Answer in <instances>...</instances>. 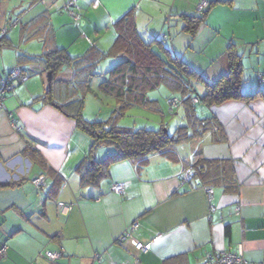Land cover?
Segmentation results:
<instances>
[{
	"label": "crops",
	"instance_id": "0c3cea01",
	"mask_svg": "<svg viewBox=\"0 0 264 264\" xmlns=\"http://www.w3.org/2000/svg\"><path fill=\"white\" fill-rule=\"evenodd\" d=\"M200 1L77 0L80 20L76 21L64 10L63 0H43L46 7L39 13L50 10L55 44L81 55L93 44L107 51L118 34L116 22L135 9L146 40L165 37L174 53L200 71V62L187 60L191 59L185 55L190 53L188 45L180 54L187 41L180 15L197 14ZM230 1L221 4L234 13H218L220 3L216 4L197 36L208 35L210 27L216 39H240L245 45L243 55L249 50L264 59V0ZM27 6V0H0V77L20 65L21 54L45 50L43 38L23 36L22 24L38 15L27 14L33 7ZM227 23L240 24V29L226 33ZM104 61L107 70L102 73L115 58ZM23 65L29 78L13 81L6 107L0 109V184H7L0 186V264H51L45 255L49 250L62 252L61 264H166L176 256L183 257V264H200L207 255L224 250L249 264H264L263 95L211 106L200 102L201 113H197L219 120L223 140L206 132L179 144L175 158L154 153L146 164L130 159L114 162L100 183L84 184L78 167L92 139L74 119L45 102L48 73L44 67L33 62ZM221 65L212 75L205 70L204 77L214 81L227 72L224 59ZM257 65V78L243 77L246 93L264 92V60ZM72 77L69 67L58 75L59 80ZM178 95L170 90L167 97ZM179 108L187 124L184 106ZM111 151L102 147L96 157ZM198 153L208 159H230L233 183L204 184L198 177L184 182ZM37 178L44 182L36 184ZM119 183L125 185L123 193L113 190ZM134 222L138 228L132 237L120 240ZM136 240L150 243V249L142 252Z\"/></svg>",
	"mask_w": 264,
	"mask_h": 264
},
{
	"label": "trees",
	"instance_id": "16d2710c",
	"mask_svg": "<svg viewBox=\"0 0 264 264\" xmlns=\"http://www.w3.org/2000/svg\"><path fill=\"white\" fill-rule=\"evenodd\" d=\"M27 1L28 9L43 0ZM229 2L231 1L208 0L207 6L202 10L197 5V14H181L182 30L194 38L206 23L212 8L218 3ZM72 8L80 16L75 9L76 5ZM116 29L117 37L107 51L93 44L85 53L72 55L67 48L55 44L50 10H43L32 21L22 24L25 39L43 38L45 50L41 54L20 55L19 67L26 79L18 80L24 82L29 78L24 62L39 64L47 73H52V80L48 82L44 96L45 102L74 119L78 129L92 139V147L78 167L84 184L100 183L108 175L114 162L130 159L140 165L146 164L149 156L154 153L175 158V150L179 144L206 132L214 133L216 140L225 139L222 125L216 117H202L197 113L198 103L193 102L194 97L210 106L228 100L250 101L258 95L264 97L262 89L251 93L244 91L243 59L235 49V43L229 44L221 56L227 62V72L210 81L202 72L189 66L182 56L174 53L165 37L156 36L150 41L146 40L139 31L135 9L128 11L116 22ZM110 57L115 58V63L106 73H102L98 69L99 65ZM65 67L73 70V77L59 80L58 75ZM96 76H102L99 89L116 99V107L107 119L89 121L84 117L85 102L91 82ZM193 78H199L205 84V91L200 95L192 84ZM160 85H166L172 92L181 94L180 105L184 106L187 124L178 125L174 133L166 125L136 128L119 124V119L135 106L154 109L157 103L149 93ZM171 97H167V100ZM102 147L112 151L107 152L103 158H97L96 153ZM191 167L192 179L198 177L204 184L233 183L234 168L230 159H208L198 153ZM182 259V256H176L168 259L166 264H183Z\"/></svg>",
	"mask_w": 264,
	"mask_h": 264
},
{
	"label": "rangeland",
	"instance_id": "374dc122",
	"mask_svg": "<svg viewBox=\"0 0 264 264\" xmlns=\"http://www.w3.org/2000/svg\"><path fill=\"white\" fill-rule=\"evenodd\" d=\"M18 1V0H16ZM64 2V0H63ZM46 4L42 1L38 4H35L32 8H30L27 14H39ZM218 13H234L230 11L224 4H219L217 8ZM251 11V10H249ZM63 18V16H61ZM72 18V17H71ZM73 19V18H72ZM210 20V17H209ZM66 27H63L65 29ZM208 35L199 34L192 38L189 34L184 33L187 36V41L185 46L180 47V54H183L182 49H186V46L190 47L189 52L185 54L188 58V61L191 62H200L202 68L199 72H204L206 70V74L212 75L216 68L222 66V58L221 56L225 53L227 47L231 43L235 44V49L242 55V59L244 62L245 71L243 74L244 79L248 78V75L257 78L258 77V70H257V62H263L262 56L250 54L251 52L247 50L244 55L245 45L243 44L242 40L237 38H228V41L224 39H216L215 34L212 33L210 27H208L207 31ZM233 29H240V24L236 26L234 23H227L224 27V32L228 33L230 30ZM204 33V32H202ZM225 33V34H226ZM228 35V34H227ZM213 37V38H212ZM226 42V43H225ZM169 43V41H167ZM223 43L224 46H223ZM171 45V44H170ZM250 45V44H248ZM171 50H174L172 45L170 46ZM191 50V51H190ZM192 52V53H191ZM223 53V54H222ZM222 54V55H221ZM185 56V58H186ZM259 58V59H258ZM189 61V62H190ZM107 61L104 63L101 62L99 65V71L107 70L106 64ZM112 64V62H111ZM111 68V66H109ZM102 79V76H96L91 82V89L87 94L86 102H85V109H84V117L89 120L93 121L96 119H107L112 111L116 107V99L110 95H106L102 93L99 89V83ZM208 79V78H207ZM192 84L195 87L196 92L200 95L203 93L205 89L204 82L199 78H193ZM151 99L155 100L158 105V110L143 107V106H135L131 110L127 111V113L119 119V124L123 126H135L140 127L141 125H147L158 127L160 125H166L171 133H174L175 129L178 125L185 124L183 119V111L181 108L177 107L175 110H172L171 105L167 100V96L170 94V89L166 85H162L155 90H152L150 93ZM176 98L180 99V95L175 96ZM153 103V102H151ZM153 105V104H152ZM179 108V109H178ZM201 104H197V110L201 113ZM178 109V110H177ZM175 111V112H174Z\"/></svg>",
	"mask_w": 264,
	"mask_h": 264
},
{
	"label": "built area",
	"instance_id": "2783aa9c",
	"mask_svg": "<svg viewBox=\"0 0 264 264\" xmlns=\"http://www.w3.org/2000/svg\"><path fill=\"white\" fill-rule=\"evenodd\" d=\"M76 2L77 0H66L64 3V8L76 20H79L80 16L72 8V6L76 5ZM207 4H208V0H201V2L198 4V7L202 10L207 6ZM19 21L20 19L14 20L11 22V25ZM7 29L8 28L2 30V32L6 33ZM15 79H21V80L26 79V76L22 73V69L19 66L11 70L6 76L0 77V109H4L6 107L7 94L10 88L12 87L13 81ZM168 102L171 105L172 110H175L180 105V99L176 97L169 98ZM193 102L200 103L199 98L194 97ZM192 177H193V169L190 165L184 174L183 180L184 182H190ZM35 182L36 184L41 185L44 181L41 178H37ZM113 190L117 193H123L125 190V185L121 183L115 184L113 186ZM64 207L66 209H70V206H64ZM137 228H138V223L134 222L130 226V228L119 237L120 240L123 241L129 237H132L133 232L137 230ZM135 246L142 252H147L150 249V243H144L139 240H136ZM45 255L46 258L50 260L51 264H61L59 261V259L62 257L61 251L49 250L46 252ZM116 264H122V263H116ZM200 264H249V263L244 257L239 256L235 252L231 250H224L207 255V257L203 261H201Z\"/></svg>",
	"mask_w": 264,
	"mask_h": 264
},
{
	"label": "water",
	"instance_id": "95a60500",
	"mask_svg": "<svg viewBox=\"0 0 264 264\" xmlns=\"http://www.w3.org/2000/svg\"><path fill=\"white\" fill-rule=\"evenodd\" d=\"M47 77H48V82H51V80H52V73L51 72H48Z\"/></svg>",
	"mask_w": 264,
	"mask_h": 264
}]
</instances>
